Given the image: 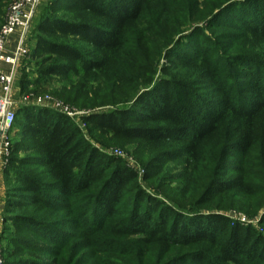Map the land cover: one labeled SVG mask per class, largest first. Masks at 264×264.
I'll return each mask as SVG.
<instances>
[{"label":"trees","instance_id":"obj_1","mask_svg":"<svg viewBox=\"0 0 264 264\" xmlns=\"http://www.w3.org/2000/svg\"><path fill=\"white\" fill-rule=\"evenodd\" d=\"M175 1L52 0L32 29L34 43L32 48L27 44L29 55L16 83L23 87L21 93L27 86L33 95L54 84L66 92L69 85L85 104L94 98L92 107H113L91 120L94 129L116 139L140 140L146 150L176 147L173 156L184 158L189 186L200 174L201 181L207 178L219 185L220 193L243 202L247 187L210 177L220 167L216 157L227 133L247 150L264 111V67L251 55L264 47V3L252 1L248 15L230 17L232 23L238 22V33L226 32L224 15L222 22L210 20L205 28L196 29L193 41L175 40L163 57L165 64L158 67L140 50L138 29L150 15H172ZM207 31L213 41L204 36ZM226 43L239 52L223 59L216 47ZM35 55L36 74L26 82L22 67ZM243 78L246 81L239 82ZM204 87L213 99L201 94ZM15 125L31 155L13 160L18 151H10L2 172L6 181L2 219L38 239L29 250L40 258L4 256L2 250L3 264H91L82 251L95 242L81 245L75 231L89 232L92 227L114 238L140 236L146 245L160 247L141 258V264H216L197 249L206 243L214 247L221 263L264 264L263 236L214 213L187 217L151 197L140 187L135 171L100 154L65 115L24 105L15 113ZM12 161L19 166H10ZM24 167L39 168L40 176ZM150 167H145L146 174H152ZM86 194H91L103 220L94 224L90 202L71 213L72 218L59 216L68 210L61 201Z\"/></svg>","mask_w":264,"mask_h":264},{"label":"rangeland","instance_id":"obj_2","mask_svg":"<svg viewBox=\"0 0 264 264\" xmlns=\"http://www.w3.org/2000/svg\"><path fill=\"white\" fill-rule=\"evenodd\" d=\"M13 0H0V27L3 23L4 15L8 6ZM52 0H40L37 11L32 19L31 28L27 36L26 44L33 46L32 29L38 20L48 9ZM264 3V0H176L175 9L170 16L157 18L154 15L146 17L138 29L140 35L139 48L144 55L157 64L158 67L165 64L164 55L172 48V42L193 41L195 35L193 32L205 28L206 23H220L224 15L228 16L226 29L228 33H238L240 26L232 23L230 17L240 14L248 15V8L251 2ZM221 4V5H220ZM218 5V7H216ZM233 24V26L231 25ZM204 36L213 41L214 35L207 31ZM225 45L216 47V52L220 58L225 59L230 55L231 50ZM236 52H239L236 51ZM251 55L256 56L264 67V47L254 51ZM153 64L152 62H150ZM37 56L30 57L25 61L21 76L26 82H30L37 70ZM223 64L229 65L227 60ZM158 72H156L157 74ZM158 75H155V78ZM246 79H239V82H245ZM264 82V79H263ZM66 92L62 91L60 84H54L47 90L33 95L29 87H24V93H21L23 87L15 84L11 99L15 113L24 105L46 107L59 112L80 129L82 137L90 143L92 147L104 157L116 159L122 164L135 171L138 174L137 182L144 192L165 205L176 208L185 216L192 217L195 213L201 215L217 214L226 217L232 221H237L243 229L251 228L264 238V111L257 120L253 128V145L247 150L237 146V138L230 132L224 140L223 150L219 152V169L210 177L212 180H232L237 181L249 190L243 195L244 201H237L231 194H223L218 191V184L204 178L201 181L200 174H196L193 179V185L189 186L187 177L186 162L184 158L173 154L177 148L173 146H161L153 150H146L140 140H122L116 139L111 135L102 134L99 130L92 127L91 120L96 115L105 112L113 107H92V98L85 104V100L78 96V93L71 90L67 85ZM208 87L201 88V94H206V98L211 97V91ZM33 97L45 98L50 100L46 105H37ZM100 102V101H99ZM88 106V107H87ZM19 121L16 117V123ZM19 129L17 126L8 133L10 148L16 153L13 160L24 159L31 155L24 148L28 143L17 135ZM150 164L152 174L145 173V167ZM10 166H19L10 162ZM25 171L40 176L41 170L36 167H24ZM200 169L196 173H200ZM1 177H4L1 174ZM191 183V182H190ZM215 184V185H214ZM91 203L89 214L93 216L94 224L103 220L102 211L91 200V194L72 198L70 201H61V204L68 210L60 213L61 216L69 218L76 214L79 208L84 204ZM76 242L86 246V242H95V245L82 252L88 253L91 264H141L140 259L149 256L151 252H157L160 247L149 246L141 241L140 236L130 237H111L108 232L98 228H89V232L84 229L75 231ZM94 234V235H93ZM39 244L33 234L20 230L10 220L2 219L0 213V245L4 256L14 255L18 258H40L37 253L29 250L30 246ZM107 248V249H106ZM196 249V248H195ZM197 249L204 251L207 257L211 258L216 264H224L216 259L214 247L211 244H203ZM141 255V257H140ZM143 256V257H142Z\"/></svg>","mask_w":264,"mask_h":264},{"label":"built area","instance_id":"obj_3","mask_svg":"<svg viewBox=\"0 0 264 264\" xmlns=\"http://www.w3.org/2000/svg\"><path fill=\"white\" fill-rule=\"evenodd\" d=\"M39 2L13 0L0 27V177L11 153L8 133L15 121L11 95L19 77L21 63L29 55L26 41ZM32 99L37 105H46L50 101L48 97ZM0 264H3L1 245Z\"/></svg>","mask_w":264,"mask_h":264},{"label":"crops","instance_id":"obj_4","mask_svg":"<svg viewBox=\"0 0 264 264\" xmlns=\"http://www.w3.org/2000/svg\"><path fill=\"white\" fill-rule=\"evenodd\" d=\"M13 41V40H12ZM6 181L3 177H0V213L2 212L4 206V194H5V184Z\"/></svg>","mask_w":264,"mask_h":264}]
</instances>
